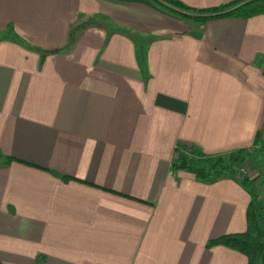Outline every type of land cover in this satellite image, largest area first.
<instances>
[{"label":"crops","instance_id":"0c3cea01","mask_svg":"<svg viewBox=\"0 0 264 264\" xmlns=\"http://www.w3.org/2000/svg\"><path fill=\"white\" fill-rule=\"evenodd\" d=\"M176 11L0 0V264L247 263L208 244L246 229L240 178L173 163L177 146L262 151L264 14L200 23ZM250 164L258 189L264 169Z\"/></svg>","mask_w":264,"mask_h":264},{"label":"trees","instance_id":"16d2710c","mask_svg":"<svg viewBox=\"0 0 264 264\" xmlns=\"http://www.w3.org/2000/svg\"><path fill=\"white\" fill-rule=\"evenodd\" d=\"M156 1V0H154ZM165 4L177 8L182 17L204 23L210 19L233 16L240 19L264 14V0H232L210 8H193L179 0H160ZM191 12L194 14H188ZM9 35L19 44H23L14 32ZM260 150L264 151V139L260 142ZM177 157L173 163L174 169L187 170L195 177L206 181L216 180L224 176H239V169L246 166L247 150L238 149L226 156L209 155L183 146L176 147ZM242 185L248 190L250 201L246 208V229L243 232L228 233L210 240L209 245L220 244L243 253L246 264H264V206L259 199L258 189L249 176L240 178ZM264 185V172L260 179Z\"/></svg>","mask_w":264,"mask_h":264},{"label":"rangeland","instance_id":"374dc122","mask_svg":"<svg viewBox=\"0 0 264 264\" xmlns=\"http://www.w3.org/2000/svg\"><path fill=\"white\" fill-rule=\"evenodd\" d=\"M176 157H177V153H176ZM247 160L251 162V164H250V170L251 171H257L258 170L259 174L262 173V171L264 169V152L259 151V150L254 151V153H252V156L247 158ZM256 185L259 186L258 195H260L262 197V202L264 204V185L261 184L260 180L257 181ZM262 221L264 222V211H263Z\"/></svg>","mask_w":264,"mask_h":264},{"label":"built area","instance_id":"2783aa9c","mask_svg":"<svg viewBox=\"0 0 264 264\" xmlns=\"http://www.w3.org/2000/svg\"><path fill=\"white\" fill-rule=\"evenodd\" d=\"M239 178L243 177V176H249V172L248 169L246 167H242L239 169Z\"/></svg>","mask_w":264,"mask_h":264}]
</instances>
